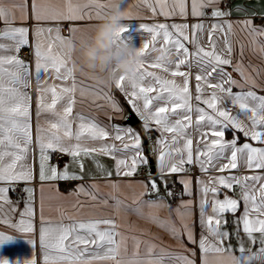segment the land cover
Listing matches in <instances>:
<instances>
[{"label":"snow or ice","instance_id":"1","mask_svg":"<svg viewBox=\"0 0 264 264\" xmlns=\"http://www.w3.org/2000/svg\"><path fill=\"white\" fill-rule=\"evenodd\" d=\"M126 2V0H124ZM145 6L154 14L170 17L178 15L181 18H186L188 15L187 0H174V5L171 10H166V4L161 0H154L153 3H148L144 0ZM220 0H207V4H216ZM95 6L96 19H102L104 14L100 9L105 5L99 4L98 0H89V3L84 6L88 8ZM207 5L204 0H191V15L192 17H203L205 12L203 9ZM17 7L21 10H27V0ZM32 18L37 22L34 27V34L37 37L35 43L34 57H35V74L38 92V107L37 116L42 112L54 111L59 102L65 101L66 106L60 115V121L50 124V131L47 135L44 134V129L37 126V143L40 149V168L39 180L41 182L47 180H76L82 179V176L70 174L65 167L64 171L58 172L56 167H47L49 159L47 153L51 151H59L66 153L73 157L74 160L83 156H89L92 153L100 152L104 155L112 156L115 159L114 153L119 151L115 144H102L99 148L88 147L82 143L83 140L91 141H106L110 137V133L101 127L98 123L86 120L85 117L77 115L76 120L79 124L76 130H73V107L76 103L75 94L77 92V82L74 71L68 66V60L71 59L70 54L64 56L52 54V44L49 43L45 48L42 41L39 39L43 34L51 35L56 33V39L65 42V37L60 34V28L42 27L41 21H77L87 18L91 19L90 13L86 14L84 8L73 6L70 2L67 4L66 11H59L56 9H42L33 2ZM159 9V11H158ZM228 11L214 8L211 16L218 20L212 23L208 29V48L201 46L198 33L205 30L203 23H196L191 25V37L187 34L189 25L187 23H157L154 25L140 24V28L148 33L150 39L146 40L141 47L137 48L136 55L140 58L135 72L128 76L126 74H119L115 69L112 70V80L115 86L128 97V103L132 106L133 111L137 115H141V109L137 102L142 101L143 111L146 113L144 119V130L149 129V125L154 123L157 126V131L163 133H172V145H175L177 138L184 140L183 149H172L169 145V152H165L166 140L162 137L156 141L159 147L158 160L160 163V174L163 176L165 171L169 173L184 172L185 164H193V140L186 131L193 125V105L192 94L189 88L190 71L182 70V67L190 69L192 61L190 57L195 58L196 65L200 68V72L195 75L196 84V101L202 100L203 89L201 82L207 87L217 91H213L209 99H203V103L212 110L210 114L204 108L197 106L195 108L196 120L195 125L197 130L202 126H207L210 129L211 139H208L209 132H201V141L204 143V149L197 147L195 163L199 165L202 172H207L209 167H216L215 162L222 159H227L228 162L219 165V171L224 172L238 167V161L243 160L247 169L253 170L255 174L250 176H218L215 177L213 183L218 186L231 189L234 185H239L242 190L241 199L244 201V213L240 218L243 224V231L248 239L253 243L256 242L254 233H260V245L257 253L244 255L245 249L243 241L238 240L239 248H234L230 243V233L220 229V217L227 211L235 212L239 206L238 201L225 197L224 200H219L216 197L218 194V187L211 186L203 180H198L200 184V191L202 198L200 201V224L206 227L208 233L215 238V243H210L208 238L201 234L198 241L195 240L192 229L189 225H183V232L177 229L176 225L167 224L160 221L156 216H149L148 219L157 224L159 227L165 228L176 239H180L184 232L187 233V240L191 243L197 244L201 253L202 264H209V257H218L227 254L232 264H254L255 261H260L264 264V147H253L250 143H244L242 146H237V138L231 141L224 139V129L231 126L244 134L245 137H250L252 141H257L264 144V95H258L256 91L252 90L257 87L255 80H250V77L245 75V70L242 61L238 62L233 70L238 72L245 83H250L249 90L240 92H233V86L243 89L237 80L233 79L230 73L224 70L225 65H232L233 48L228 37L232 34L233 23L231 21L222 20L221 18L230 15ZM10 13L3 6H0V20H3L6 25H10ZM125 16H130L126 12ZM26 24V20L24 22ZM244 29H247L249 34L254 38L257 36H264V28L253 26L252 20H243L239 22ZM77 29L70 26V31ZM30 29L27 26L20 27H6L0 29V38H8L14 41V45L0 44V52L14 51L19 53L22 47L29 45L28 34ZM128 31L126 25H121L118 31L114 34L113 45L119 46L126 42L125 33ZM220 32L224 34V49L223 52L217 51V45L213 36ZM158 41L163 42V47L160 51L166 55L175 54L179 59L175 62L168 60L167 63L161 61L156 57L149 60V48H154ZM185 42H190L195 48L194 52H190ZM261 52L264 53V46L261 47ZM243 54V46H241V55ZM147 64V67L145 65ZM7 66V67H6ZM205 66L210 67L208 72ZM148 68L160 69L164 73H168L173 79L162 78L158 72L149 71ZM219 72L220 80L217 83H210L209 77L212 73ZM54 75L56 79L62 82H71L68 86H63L57 90V87H45L47 81L43 79V75ZM257 75L259 72L257 71ZM182 77V85L177 83L175 77ZM7 78V81H5ZM30 79V67L18 55L0 54V221L7 224L8 227L17 229L20 233L31 234L34 231L33 217L34 208L31 194L34 192L32 188H26L25 191L29 193V201L22 212L19 213L20 219L18 223L12 221L8 212L15 213L16 206L8 197V192L12 186L18 182H30L33 180V172L30 166L23 163L29 151V145L32 143L31 123H30V96L27 92L21 89H27ZM125 81L131 89L128 91L125 88ZM227 85V87H226ZM51 93V102L45 103L43 93ZM155 93V95H150ZM223 94V95H219ZM83 95V90H81ZM99 95V93H97ZM224 97H227L232 105L238 109V114L233 115L230 109L222 107ZM110 102V96L105 97ZM155 101L162 102V106L152 108ZM112 107L116 111L121 109L115 103ZM178 110H183L182 119L175 122L169 121V116L176 114ZM250 122L249 128L244 120ZM220 126V129H217ZM115 135L111 137L113 140L123 141L129 138L131 143H125L124 149H131L133 155L131 161L127 159H116V175L131 177L137 171L139 165L148 163L147 157L142 154V141L139 133L134 132L131 128H123L114 126ZM67 141V143H66ZM74 141V143H72ZM171 151H177L180 158L176 162H172ZM227 151L231 152L230 158L225 156ZM166 157L168 160L166 162ZM83 170V163L79 164ZM98 168L101 166L98 164ZM260 170V171H257ZM106 177H111V171H104ZM251 182V183H249ZM184 185V193L190 194V180H181ZM151 186V191L158 193V185L155 180H149L144 184L145 189ZM258 185V187H257ZM166 186V185H165ZM113 189L118 188V184L111 185ZM95 189L96 186H90ZM42 191V190H41ZM76 194L84 193L89 195L92 200L97 199L95 191H86L83 186L75 190ZM209 193L213 194L211 202V215L206 216V205H208L207 196ZM141 193V195H145ZM168 196L173 193L168 191ZM114 200L112 207L118 212L122 207L127 208L124 202L118 197L112 196ZM103 203L107 205V200ZM149 207L158 206L156 201H145ZM180 207L187 208L189 205L182 204ZM5 208L8 212H5ZM138 216L143 217L140 208L132 209ZM43 205L41 203V227L39 229V244L43 249L44 264H96L99 261H114L115 264H160L159 261L142 260L136 258L134 253L133 258L124 259L121 257V246L124 240L123 234L119 231L120 225L116 220L108 219H94L87 221H76L65 225L63 223L52 225L46 222L43 218ZM178 214L179 208L177 209ZM251 213H258L256 218L250 219ZM206 217V218H205ZM238 235V233H237ZM12 238L0 232V244ZM33 246L35 241L27 240ZM139 248V242L136 245ZM154 247V245L152 246ZM152 248H149L151 253ZM236 251L240 255H236ZM192 257L195 256V249L192 250ZM180 264H195L194 258L180 255L178 257ZM0 264H9L7 259H0ZM24 264H36L34 258L24 261Z\"/></svg>","mask_w":264,"mask_h":264},{"label":"crops","instance_id":"2","mask_svg":"<svg viewBox=\"0 0 264 264\" xmlns=\"http://www.w3.org/2000/svg\"><path fill=\"white\" fill-rule=\"evenodd\" d=\"M23 0H0V6H3L10 13L9 19L11 21L10 25H6L3 20H0V29L6 27H20L27 26L30 31L28 34L29 45L22 47V49L29 48L32 52V67L30 68V86L27 89H21V91L27 92L30 96V123H31V134L32 143L28 146L29 151L27 157L23 163L31 167L33 172V180L30 182H18L12 186L8 192L9 199L16 206V212L10 213L8 209L5 208V212H8L9 217L12 221L18 223L20 216L19 213L24 210L29 201V193L25 191L26 188L34 189L31 194L32 203L34 208L33 217V227L34 231L31 234L20 233L17 229L8 227L7 224L0 221V232L7 235H11L12 238L4 243L0 244V259H7L9 264H24V261L34 258L36 264H44L43 262V249L39 244V229L41 227V203L43 205V218L46 222H50L52 225L63 223L65 225L71 224L76 221H87L94 219H114L117 224L120 225L119 231L123 234L124 240L121 246V257L124 259L133 258L134 253L137 254L136 258L142 260H153L159 261L160 264H180L178 257L180 255L189 256V258H194L195 264H202L201 253L199 251L198 245L191 243L187 240V233L184 232L180 239H176L169 231L165 228L159 227L157 224L152 223L148 217L156 216L160 221L167 224H175L177 229L183 232V225L187 224L193 231L194 238L196 241L200 239L201 234L208 238L210 243H215V238L211 236L206 227H202L200 224V201L202 194L200 191V184L198 180H203L205 183L211 186L218 187V194L215 198L219 200H224L225 197L235 199L238 201V208L233 213L227 211L220 217L221 224L220 229L222 231H227L230 233V243L234 248L238 249V240L243 241V247L245 249L244 255H249L257 253L261 247L260 233H254L256 242L253 243L247 237L243 231V224L240 221L244 213V201L241 199L242 190L239 185H234L231 189L225 188L223 186H218L213 183L215 177L218 176H250L255 174L253 170H249L245 167L243 160L238 161V167L236 169L226 170L224 172L219 171V165L227 163V159H222L215 162L216 167H209L207 172H202L198 164L195 163L196 149H204V143L201 141V132H209L208 139H211L210 129L207 126H202L199 130L195 125L196 112L195 108L197 106L204 108L210 114L212 110L207 107L202 101L203 99H209L211 93L214 90L207 87L203 82H201L202 100L196 101V80L195 75L200 72V68L195 63V58L190 57L192 61L190 69L187 67H182L184 71H190L191 75L189 77V88L192 94V105H193V125L186 131L193 140V165L196 168V173L194 174L189 168V164H185L184 172L180 173H169L165 171L163 176L160 174L159 168L160 163L158 160L159 147H157L156 155L150 159L145 152V133L144 130V119L142 116L146 117V113L143 111L142 101L137 102L141 109V115H137L132 106L128 103V97L125 92L120 91L115 86V82L111 80L108 83H102L97 79H94L86 74L74 71L75 79L77 82V92L75 94L76 103L73 107V130L75 131L79 121L75 119L77 115H81L86 118V120H91L98 123L101 127H104L110 133L109 139L106 141H91L85 139L82 141L88 147L99 148L102 144H115L116 149L119 151L114 153L115 159L112 156L104 155L100 152L92 153L89 156H81L76 160L72 156L62 153L59 151L49 150L47 155L49 157L47 161V167H56L58 172L64 171L65 167L70 174H75L77 176H82V179L76 180H47L41 182L39 180V168H40V149L37 143V126L44 129V134L47 135L50 131V124L57 123L60 121V115L62 114L63 108L66 106L65 101H61L57 104L54 111H45L37 116V82L35 74V43L37 37L34 34V27L37 22L32 18V3L35 2L38 7L42 9H56L61 12L66 11L67 4L70 2L73 6H79L84 8L89 0H27V10L26 12L17 7L21 4ZM148 3H153L154 0H147ZM162 3L166 4V10H171L174 5V0H161ZM207 5L203 11L210 10L211 13L214 8H219L223 11H228L231 14L221 18L222 20L231 21L233 23L232 34L228 37L232 44V65H225L224 70L230 73L233 79L237 80L243 89L240 87L233 86V92H240L241 90H249L250 83H245L241 78L240 74L233 70L234 66L242 61L245 75L250 77V80H255L257 87L252 90L256 91L258 95H264V53L261 52V47L264 46V36L253 37L249 34L247 29L239 23L243 20H252L253 26L258 28H264V0H220L216 4H207V0H204ZM99 4L105 5L104 8L100 9L102 14H106L109 11L108 0H98ZM188 5V15L186 18H181L178 15H173L170 17H164L162 15H154L146 6L144 0H126L122 5V8L126 12L130 13V16H125L122 20V25L128 27V31L125 33L126 42H130L135 48L142 46L146 40L150 39L148 33L144 32L140 28V24L154 25L157 23H187L190 27L187 31L189 37H191L192 30L191 25L196 23H203L205 25V30L199 32L198 38L201 46L208 48V29L212 23L218 22L217 19L212 18L211 13H206L203 17H192L191 15V0H187ZM97 11L95 6H90L84 8L86 14L90 13L92 18H86L84 20L77 21H52L46 20L41 21L40 26L42 27H54L58 26L60 28V34L65 37L66 40H73L75 42L89 40L92 35L93 27L100 22V19L95 18V12ZM159 11V9H158ZM26 20V24L24 23ZM70 26L76 28V31H70ZM39 39L42 41L44 47L46 48L49 43L52 44V54L64 56L65 51L63 48V43L56 39V33L53 32L51 35L45 33ZM213 39L217 45V51L223 52L224 49V34L217 32L214 34ZM190 52H194L195 48L190 42H185ZM0 44L4 45H14V41L8 38H0ZM241 46H243V54L241 55ZM163 47V42L158 41L154 48L150 46L148 56L149 60L155 59L159 53L160 49ZM21 49V50H22ZM0 54L10 55L15 54L14 51H3ZM170 60L175 62L179 57L175 54L169 55ZM27 64V62H25ZM68 66L71 68V61L68 60ZM7 67V66H6ZM147 67V64L145 65ZM206 71L210 72L211 68L205 66ZM149 71L158 72L162 78L173 79L168 73L160 71V69L148 68ZM257 71L259 75H257ZM43 75V79L47 81L45 87L55 86L59 91L60 87L70 85L69 82H62L56 79L54 75ZM177 83L182 85L183 78L175 77ZM220 80L219 72L212 73L209 77L210 83H217ZM7 81V78H5ZM125 88L130 91L127 81H125ZM227 87V85H226ZM81 90H83V95H81ZM99 93V95H97ZM219 95H223L218 93ZM45 97V103L51 102V93H43ZM150 95H155L151 93ZM110 96L112 101L110 102L107 98ZM112 103H115L120 111H116L112 107ZM162 106V102L155 101L153 103V110ZM222 107L230 109L233 115L238 114V109L234 107L231 101L224 97ZM134 113L139 119V123L131 126L126 123L129 118L130 113ZM183 110H178L176 114L169 116L170 122H175L178 119H182ZM241 120H244L243 116H240ZM244 123L250 128L251 124L249 121L244 120ZM114 126H120L123 128H131L134 132L139 133L142 141V154L147 157L148 163L152 160L156 168V173L150 178L144 179L139 176L140 170L144 165H139L135 174L131 177L117 176L116 175V159H127L131 161V157L134 154L131 149H124L125 143H131L129 138H125L123 141L111 139L116 133L114 131ZM149 129H154L157 138H164L166 140V146L164 148L165 152H169V145L172 149H183L184 140L177 138L175 145H172V133H161L157 131V126L152 123L149 125ZM220 129V126H217ZM224 139L226 141H231L233 138H237V146L240 147L244 143H250L253 147H264L257 141H252L250 137H245L242 132L237 129H233L229 126L224 129ZM67 143V141H66ZM74 143V141H72ZM61 154L64 156L63 164L58 166L54 161L56 155ZM231 152L227 151L225 153L226 157L230 158ZM172 162H176L180 158V154L177 151H171ZM168 157H166V162ZM83 163L84 167L81 170L79 164ZM101 167L98 168L97 165ZM104 171H111L113 175L111 177H106ZM260 171V170H257ZM264 174V172H261ZM149 180H155L158 185V193L151 191V186H148L146 190L144 184ZM181 180H190V194L184 193V185ZM113 183L118 184V188L113 189L111 185ZM251 183V182H249ZM95 185L96 188L93 190L90 186ZM166 185V186H165ZM177 185L179 187L181 195L177 198L168 196V191H171L173 186ZM3 186V185H0ZM83 186L86 191H95L97 195L96 200H92L89 195L84 193L76 194L75 190ZM258 187V185H257ZM42 190V191H41ZM141 195V193H145ZM173 193V192H172ZM112 196L118 197L127 205V208L122 207L118 212L112 207L114 200L111 199ZM213 194L209 193L207 196L208 205H206V216L211 215V202L213 200ZM107 200V205L103 203ZM145 201H156L158 206L149 207ZM182 204H187L189 207H180ZM140 208L143 213V217L138 216L132 209ZM179 208L180 214H178L177 209ZM258 213H251L250 219L256 218ZM206 218V217H205ZM264 218V217H260ZM229 225V227H228ZM238 233V235H237ZM32 239L35 241L33 246L27 240ZM139 242V248L136 245ZM154 245V247H152ZM152 248L151 253H149V248ZM195 249V256L192 257V250ZM240 255L238 251L235 253ZM215 257L210 256L209 262ZM96 264H115L114 261H99ZM254 264H260V261H255Z\"/></svg>","mask_w":264,"mask_h":264},{"label":"clouds","instance_id":"3","mask_svg":"<svg viewBox=\"0 0 264 264\" xmlns=\"http://www.w3.org/2000/svg\"><path fill=\"white\" fill-rule=\"evenodd\" d=\"M124 0H108L109 11L92 30L89 40L75 42L71 39L63 43L65 54L71 56L73 71L86 74L102 83L112 80V70L119 74L131 76L140 62L136 50L130 42L119 46L113 45L114 34L122 25L125 18V9L122 8ZM162 62L167 63L170 57L160 51L157 56ZM209 264H232L227 255L215 257Z\"/></svg>","mask_w":264,"mask_h":264},{"label":"built area","instance_id":"4","mask_svg":"<svg viewBox=\"0 0 264 264\" xmlns=\"http://www.w3.org/2000/svg\"><path fill=\"white\" fill-rule=\"evenodd\" d=\"M206 13H211L210 10H206ZM18 57L20 59H22L23 61L27 62V64L29 65V67H32V52L30 49H22L19 54ZM158 140L156 132L154 129H148L145 133V152L146 155L152 159L156 153H157V147L158 145L156 144V141ZM63 160H64V156L61 154H58L55 156L54 161L56 162V164L58 166H61L63 164ZM188 168L195 174L196 173V168L193 165H189ZM152 172H151V164L147 163L145 164L139 173V176L141 178L144 179H148L152 176ZM173 195L175 198L179 197L181 195L179 187L177 185L173 186L171 188Z\"/></svg>","mask_w":264,"mask_h":264},{"label":"water","instance_id":"5","mask_svg":"<svg viewBox=\"0 0 264 264\" xmlns=\"http://www.w3.org/2000/svg\"><path fill=\"white\" fill-rule=\"evenodd\" d=\"M126 123L131 125V126H134V125L139 123V119L137 118V116L134 113L131 112ZM150 164H151V172H152V174H155L156 168L154 166V162L151 160Z\"/></svg>","mask_w":264,"mask_h":264},{"label":"rangeland","instance_id":"6","mask_svg":"<svg viewBox=\"0 0 264 264\" xmlns=\"http://www.w3.org/2000/svg\"><path fill=\"white\" fill-rule=\"evenodd\" d=\"M26 49H29V48H26ZM19 54V53H18Z\"/></svg>","mask_w":264,"mask_h":264},{"label":"trees","instance_id":"7","mask_svg":"<svg viewBox=\"0 0 264 264\" xmlns=\"http://www.w3.org/2000/svg\"><path fill=\"white\" fill-rule=\"evenodd\" d=\"M228 227H229V225H228Z\"/></svg>","mask_w":264,"mask_h":264}]
</instances>
